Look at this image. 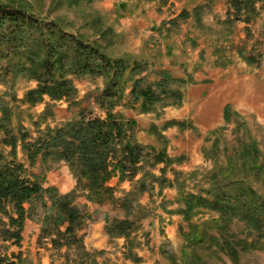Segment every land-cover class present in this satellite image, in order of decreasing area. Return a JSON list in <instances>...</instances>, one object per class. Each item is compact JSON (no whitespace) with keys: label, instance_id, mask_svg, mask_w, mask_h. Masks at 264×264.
<instances>
[{"label":"rangeland","instance_id":"374dc122","mask_svg":"<svg viewBox=\"0 0 264 264\" xmlns=\"http://www.w3.org/2000/svg\"><path fill=\"white\" fill-rule=\"evenodd\" d=\"M229 1L0 0L37 17L59 20L67 32L98 42L110 56L138 64L142 71L137 77L144 78L145 85L158 81L160 70L187 80L181 86L180 106L161 102L153 111L141 113L138 104L129 106L126 93L115 109L125 118L137 120L140 144L165 150L173 159L166 168L163 164L148 168L156 176L165 174L172 186L149 185L150 191L137 197L130 213L111 203L97 204L83 196L75 199V204L90 215L81 234L87 250L102 252L96 257L99 264H187L183 246L196 225L201 226L204 240L191 243L187 252L196 253L204 262L264 264V221L260 228L241 216L224 222L213 210L202 209L189 220L173 213L179 206L180 186L204 195L211 187L222 189L225 184L228 191L240 184L253 200L264 201V0H253L248 22L233 17ZM74 84L80 105L51 103L46 119H41L45 103L29 106L21 101L36 83L5 74L0 68V117L3 112L8 114L5 124L9 133L19 137L25 130L30 140H35L38 123L46 121L40 128L60 126L74 119L80 108L91 107L93 116L104 118L93 101L104 87L103 78H79ZM225 107L231 112L229 120ZM171 120L183 121L186 127L162 129ZM3 132L0 129V140ZM251 146L258 150L253 160L258 168L244 164L248 157L241 155ZM8 151L0 143V152ZM17 157L28 164L20 145ZM228 162L234 164L233 173L224 172ZM42 165L37 162L30 169L35 173L44 170V187L54 186L61 194L75 188V178L64 162ZM111 185L119 198L133 188L127 181L118 183L117 178ZM40 214L26 220L21 247L12 246L8 253L21 251L25 264H63L48 241L38 242ZM125 217L137 225L130 244L123 238H109L106 230L107 219ZM128 246L139 262L127 257ZM4 248L0 239L1 254Z\"/></svg>","mask_w":264,"mask_h":264},{"label":"trees","instance_id":"16d2710c","mask_svg":"<svg viewBox=\"0 0 264 264\" xmlns=\"http://www.w3.org/2000/svg\"><path fill=\"white\" fill-rule=\"evenodd\" d=\"M229 6L234 9L235 19L248 22V13L254 3L253 0H230ZM2 61H5L4 66ZM0 68L5 74L36 83L21 101L29 106L45 103L41 119H46L51 103L65 101L70 106L80 105L74 84L76 79L101 77L104 80L103 89L93 98L104 118L93 116L91 107L80 108L74 119L60 126L46 124L40 128L46 121L38 123L39 136L30 140L25 130L19 137L9 133L6 112L0 117V129L4 131L0 143L9 148L7 154L0 152V215L4 218H0V239L5 243V252H0V264H25L21 251L10 254L8 251L12 246L21 247L25 222L34 219L39 211L38 242L48 241L51 250L63 258V264H99L96 257L102 252L87 250L81 234L90 215L75 204V199L83 196L97 204L111 203L130 213L137 197L150 191L149 185L156 183L163 188L168 183L172 186L165 174L156 176L148 168L158 164L166 168L173 159L165 150L157 151L152 146L140 144L136 139L137 120L125 118L115 109L126 93L129 106L138 104L141 113L153 111L161 102L165 106H180L181 86L187 80L174 77L168 70H160L159 80L145 85L144 78L137 77L142 71L138 64L110 56L98 42L67 32L59 20L37 17L22 7L3 2H0ZM224 113L229 120V107H225ZM171 126L183 129L186 124L171 120L165 122L162 129ZM19 145L28 164L18 160ZM241 155L248 157L244 164L260 167L253 161L258 155L254 146L243 150ZM37 162L43 165L64 162L75 178V188L61 194L54 186L44 187V170L35 173L30 169ZM234 168V164L228 162L224 172L233 173ZM114 178L118 183L133 184L132 190L117 197L116 187L111 185ZM223 186L222 189L215 186L204 190V195L180 186L176 198L179 206L173 213L189 220L202 209L213 210L224 222L241 216L261 228L264 201L253 200L240 184L228 191L227 185ZM106 223L109 238H123L127 244L132 243L137 229L135 221L125 217L107 219ZM203 240L202 228L196 225L183 246L187 264H208L196 253L187 252L191 243ZM130 247L127 257L139 262Z\"/></svg>","mask_w":264,"mask_h":264}]
</instances>
